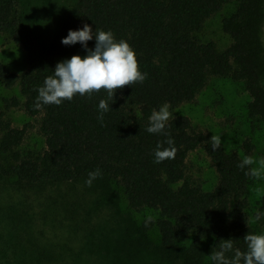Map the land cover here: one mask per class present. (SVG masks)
Here are the masks:
<instances>
[{"label": "trees", "instance_id": "16d2710c", "mask_svg": "<svg viewBox=\"0 0 264 264\" xmlns=\"http://www.w3.org/2000/svg\"><path fill=\"white\" fill-rule=\"evenodd\" d=\"M232 3L236 10L221 23L230 42L220 47L208 37L207 25ZM21 6L19 0H0V35L23 46L28 62L21 76L0 63L3 84H19L25 99H6L0 111V264H91L90 255L96 254L91 241L98 230L92 225L93 209L64 190L86 184L96 168L102 175L91 186L111 202L118 195L130 209L157 212L156 219L147 225L148 219L143 221L138 229L145 250L148 234L157 232L161 251L173 256L171 261L179 258L177 264H214L211 253L219 250L221 240L233 239L234 249L246 252L244 236L258 234L249 212L254 178L238 165L251 156L254 145L245 142L244 155L222 144L213 151L211 138L175 110L195 101L210 79L229 78L249 94L250 119L264 123V0H78L77 11L47 40L28 26ZM85 24L93 33L96 28L111 31L117 41H127L140 71L147 73L143 83L116 91L102 123L97 117L99 101L107 99L104 90L91 97L77 94L58 106L33 107L57 63L87 55L79 42L61 43L69 30ZM94 47L95 37L88 41V48ZM164 103L173 113L165 131L178 151L174 159L155 163L156 146L167 137L146 128L152 110ZM13 107L42 117L43 150H23L27 126L14 125L8 115ZM199 148L219 175L211 190L189 173V155ZM115 185L118 189L112 190ZM259 203L264 213V197ZM64 232L72 242L83 236L87 246H73Z\"/></svg>", "mask_w": 264, "mask_h": 264}, {"label": "rangeland", "instance_id": "374dc122", "mask_svg": "<svg viewBox=\"0 0 264 264\" xmlns=\"http://www.w3.org/2000/svg\"><path fill=\"white\" fill-rule=\"evenodd\" d=\"M28 26L37 29L43 39L57 33L65 18L77 11L78 0H19ZM237 4L227 5L221 13L208 22V37L216 41L220 47H225L230 38L222 30V20L236 10ZM0 63L11 72L21 76L27 70L26 51L4 35H0ZM18 98L24 101L19 84L7 88L0 79V111L4 110V100ZM250 96L243 84L229 78H212L197 96L195 101L183 103L175 110L177 115H185L192 120L196 130L204 132L209 138L220 136L226 151H236L244 155V143L249 141L254 145L251 156L257 163L253 167H260L259 161L264 158V123L253 122L248 115ZM8 115L17 127L27 126V134L23 150L38 152L45 148V137L41 132V116L32 117L22 107H13ZM189 173L201 183L206 190L213 189L219 180V175L211 159L203 148L192 152L188 158ZM118 189L113 186L112 190ZM10 190V187H9ZM70 190L91 204L94 219L93 226L98 229L92 237V246L96 254L90 255L91 264H168L174 260L173 256L161 251L157 232L148 234L149 246L145 250L138 242L141 234L139 227L149 217H158L151 209L133 210L127 206L124 197L117 195L113 202L100 188L78 184ZM250 214L254 217L260 210V201L264 197V178H254L250 191ZM17 196L16 199H21ZM22 200V199H21ZM126 224L121 225V220ZM253 221L258 234H264V222ZM51 229L47 228V232ZM68 236L70 244L76 247L87 246L83 236L73 241ZM127 233L126 242L124 234ZM61 233H59L60 235ZM50 237V236H49ZM185 257H182L184 260ZM171 261L169 264H177ZM186 260V259H185Z\"/></svg>", "mask_w": 264, "mask_h": 264}, {"label": "clouds", "instance_id": "9594fccd", "mask_svg": "<svg viewBox=\"0 0 264 264\" xmlns=\"http://www.w3.org/2000/svg\"><path fill=\"white\" fill-rule=\"evenodd\" d=\"M95 37L94 49L88 48V41ZM80 43L87 51V55L81 57L73 55L71 59L57 63L53 75L47 76L42 87L38 89V96L34 103V109H41L42 105H61L65 100L71 101L77 94L89 96L94 92L104 90L107 99H101L98 104V120L102 123L104 113L111 110L109 100L114 102V95L118 89L143 83L147 79V73L140 71L135 51L129 43L123 39L117 41L111 31L97 29L93 33L92 28L85 24L80 30H69L68 35L62 39L64 45ZM170 105L164 103L159 110L153 109L149 117V126L146 131L150 134H162L167 139L159 142L154 151V162L161 163L168 159H174L178 149L166 132L168 121L173 118ZM213 151L220 149L222 140L220 136L212 135L209 140ZM167 145L165 147L164 145ZM257 163L252 156H245L238 167L245 171L246 176L256 179L264 178V158L259 161L260 167H252ZM102 175L101 169L96 168L88 173L86 184ZM264 213L257 211L252 217L259 221ZM148 218V222L152 221ZM243 240L247 245V251L234 249L233 239L221 240L219 250L211 253L214 264H264V234L248 233ZM234 252L229 258L226 253Z\"/></svg>", "mask_w": 264, "mask_h": 264}]
</instances>
